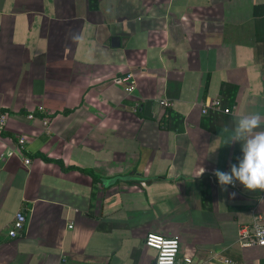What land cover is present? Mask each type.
Wrapping results in <instances>:
<instances>
[{
    "label": "crops",
    "instance_id": "obj_1",
    "mask_svg": "<svg viewBox=\"0 0 264 264\" xmlns=\"http://www.w3.org/2000/svg\"><path fill=\"white\" fill-rule=\"evenodd\" d=\"M0 112V264H150L148 232L194 264H264L238 243L264 191L213 174L242 158L237 119L264 116V0H0Z\"/></svg>",
    "mask_w": 264,
    "mask_h": 264
},
{
    "label": "built area",
    "instance_id": "obj_2",
    "mask_svg": "<svg viewBox=\"0 0 264 264\" xmlns=\"http://www.w3.org/2000/svg\"><path fill=\"white\" fill-rule=\"evenodd\" d=\"M132 78V74L128 73L125 77L121 78L123 81H130ZM133 86L128 85L126 87V92L129 93L133 90ZM160 105L168 107L171 105L170 102L166 100L159 101ZM139 103H136L134 110H137ZM221 104L218 99H210L204 105L202 112H207L208 108L220 109ZM224 112H231L230 108L223 109ZM28 119H32L34 117V113L30 112L27 115ZM7 113L0 112V133L4 131L7 122ZM42 124L45 128H48L49 119L43 118ZM26 137L24 135H20L17 138V143L20 148L26 150ZM28 158H24V163H29ZM231 186V185H229ZM236 186V183H235ZM233 187V186H231ZM26 223V214L22 210H19L15 213L14 218L12 220L11 226L8 229V236L15 238L21 236L24 230V226ZM71 227V225H69ZM264 219L263 216L259 213L255 214L252 223L242 225L239 228L238 232V243L242 247H251V246H264ZM144 245L149 247L155 251V257L150 264H194V260L190 255H179L180 243L177 237H164L154 232H148L144 237ZM223 262L226 264H237L232 262L229 259H223Z\"/></svg>",
    "mask_w": 264,
    "mask_h": 264
},
{
    "label": "clouds",
    "instance_id": "obj_3",
    "mask_svg": "<svg viewBox=\"0 0 264 264\" xmlns=\"http://www.w3.org/2000/svg\"><path fill=\"white\" fill-rule=\"evenodd\" d=\"M262 124L264 116L259 113L242 115L237 119L236 126L225 144L240 142L243 155L238 159V164L230 165V171H213L222 191H227L229 185L234 187L237 181L248 190L264 191V131H257ZM224 132H228V129H222V133ZM205 171L203 167L198 176H202ZM231 195L234 197L235 193Z\"/></svg>",
    "mask_w": 264,
    "mask_h": 264
},
{
    "label": "water",
    "instance_id": "obj_4",
    "mask_svg": "<svg viewBox=\"0 0 264 264\" xmlns=\"http://www.w3.org/2000/svg\"><path fill=\"white\" fill-rule=\"evenodd\" d=\"M117 41H118V38L114 37L112 39V44L116 43ZM159 105H160L159 102H155L151 99H145L139 104L138 110L142 112L144 116L155 117L157 108L159 107Z\"/></svg>",
    "mask_w": 264,
    "mask_h": 264
},
{
    "label": "trees",
    "instance_id": "obj_5",
    "mask_svg": "<svg viewBox=\"0 0 264 264\" xmlns=\"http://www.w3.org/2000/svg\"><path fill=\"white\" fill-rule=\"evenodd\" d=\"M44 159L45 160H48L49 158H47V157H44ZM58 163H60L61 164V166H62V163L60 162V161H57Z\"/></svg>",
    "mask_w": 264,
    "mask_h": 264
}]
</instances>
